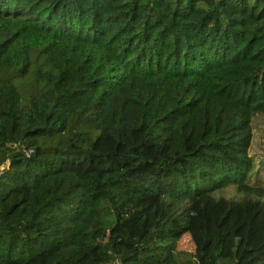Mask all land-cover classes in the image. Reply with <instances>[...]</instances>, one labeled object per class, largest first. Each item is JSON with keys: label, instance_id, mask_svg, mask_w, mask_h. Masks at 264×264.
Returning <instances> with one entry per match:
<instances>
[{"label": "trees", "instance_id": "obj_1", "mask_svg": "<svg viewBox=\"0 0 264 264\" xmlns=\"http://www.w3.org/2000/svg\"><path fill=\"white\" fill-rule=\"evenodd\" d=\"M258 113L264 0H0V264H264Z\"/></svg>", "mask_w": 264, "mask_h": 264}, {"label": "rangeland", "instance_id": "obj_2", "mask_svg": "<svg viewBox=\"0 0 264 264\" xmlns=\"http://www.w3.org/2000/svg\"><path fill=\"white\" fill-rule=\"evenodd\" d=\"M252 126L253 139L250 146V152L255 154V171H253L250 176L252 179H254L258 175L260 180L264 181V114L258 113L254 115L252 119ZM215 193L225 196L237 195L233 186H227L216 191ZM177 247L180 250L183 261H186L188 258H190V253L193 252L194 245L188 233H184L179 238Z\"/></svg>", "mask_w": 264, "mask_h": 264}]
</instances>
